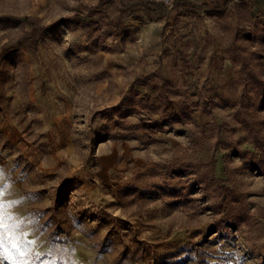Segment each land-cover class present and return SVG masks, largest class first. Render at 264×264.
I'll return each instance as SVG.
<instances>
[{"label": "rangeland", "instance_id": "obj_1", "mask_svg": "<svg viewBox=\"0 0 264 264\" xmlns=\"http://www.w3.org/2000/svg\"><path fill=\"white\" fill-rule=\"evenodd\" d=\"M175 1L0 0V264H264V0Z\"/></svg>", "mask_w": 264, "mask_h": 264}, {"label": "trees", "instance_id": "obj_2", "mask_svg": "<svg viewBox=\"0 0 264 264\" xmlns=\"http://www.w3.org/2000/svg\"><path fill=\"white\" fill-rule=\"evenodd\" d=\"M131 1V4H134V5H137V4H142L144 5L146 8H149L151 6V1H147V0H130ZM178 4H187V2H185V0H176ZM175 1V2H176ZM214 2L213 0L209 1V0H206L204 1V6H210V4ZM25 19H30L28 17H26ZM35 26V24H34ZM43 27H40L39 29L35 26L34 27V30L31 31V32H28L26 35H25V38L24 37H20L19 39H17L16 41L10 43V44H7L3 47L2 49V53L1 55H5L13 50H16L18 49L20 46H23L24 44V40L26 38H28L30 41H31V44L34 46L36 44V38L40 35V33L43 31Z\"/></svg>", "mask_w": 264, "mask_h": 264}, {"label": "snow or ice", "instance_id": "obj_3", "mask_svg": "<svg viewBox=\"0 0 264 264\" xmlns=\"http://www.w3.org/2000/svg\"><path fill=\"white\" fill-rule=\"evenodd\" d=\"M0 195H2V192H0ZM2 208H3V203L0 202V209H2ZM2 216H3V213L0 212V219H2ZM2 246H3V238L0 237V247H2ZM12 247L15 248L16 245L15 244H12Z\"/></svg>", "mask_w": 264, "mask_h": 264}, {"label": "built area", "instance_id": "obj_4", "mask_svg": "<svg viewBox=\"0 0 264 264\" xmlns=\"http://www.w3.org/2000/svg\"><path fill=\"white\" fill-rule=\"evenodd\" d=\"M147 1H153L157 3L165 4V5H171L173 4L174 0H147Z\"/></svg>", "mask_w": 264, "mask_h": 264}]
</instances>
